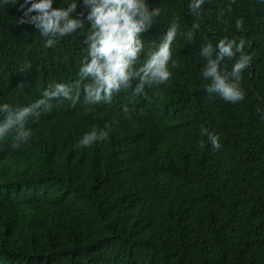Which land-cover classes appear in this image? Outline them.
Segmentation results:
<instances>
[{
    "label": "trees",
    "instance_id": "1",
    "mask_svg": "<svg viewBox=\"0 0 264 264\" xmlns=\"http://www.w3.org/2000/svg\"><path fill=\"white\" fill-rule=\"evenodd\" d=\"M146 2L160 14L141 33L140 63L179 25L169 81L135 95L132 80L111 103L54 99L28 119L26 144L11 147L15 131L0 139V264H264V0H205L199 16L191 0ZM21 3L0 0V104L14 108L50 83L75 81L87 55L84 31L46 48L32 25L17 23ZM225 37L244 39L252 56L237 103L205 91L201 76V48ZM106 123V140L76 147Z\"/></svg>",
    "mask_w": 264,
    "mask_h": 264
},
{
    "label": "clouds",
    "instance_id": "2",
    "mask_svg": "<svg viewBox=\"0 0 264 264\" xmlns=\"http://www.w3.org/2000/svg\"><path fill=\"white\" fill-rule=\"evenodd\" d=\"M16 5L18 0H5ZM83 11H77L76 0H69L65 6L53 7V0H23L18 10L23 15L18 24H30L45 38L44 46L52 48L66 36L78 31L86 32L87 55L83 58L78 77L69 84L50 83L43 90L40 99L27 106L12 107L0 104V139L15 131L12 148L26 144L32 132L26 128L30 117H39L41 110L51 108V101L63 98L73 105L80 101L81 93L88 104L111 103L112 98L122 89L132 87L131 81L138 80L132 89L135 95H143L145 86L165 84L171 78L169 62L172 60L171 46L178 34L179 25L171 23L161 42L148 52L147 58L140 63L144 44L141 33L153 24L159 16V8H149L146 0H82ZM205 0H191L189 14L199 16ZM231 10L230 7L228 9ZM75 14V15H74ZM243 18L235 21L237 31L243 28ZM199 29L193 23L191 30L184 33L187 42L194 40V32ZM245 40L225 37L213 46L204 45L200 55L206 63L201 76L210 81L205 86L208 93H218L225 101L237 103L244 99L245 93L240 87L243 71L250 66L252 56L244 51ZM236 58L231 70L222 69L225 59ZM172 61V67H175ZM123 111L127 112L125 107ZM111 125L93 128L84 134L76 147L86 148L109 137ZM200 135L206 136L214 150L221 148L219 137L206 127H201ZM201 140L200 147L203 148Z\"/></svg>",
    "mask_w": 264,
    "mask_h": 264
}]
</instances>
